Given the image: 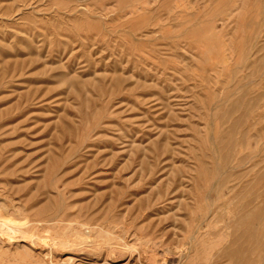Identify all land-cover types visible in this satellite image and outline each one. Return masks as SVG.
<instances>
[{
    "label": "rangeland",
    "instance_id": "374dc122",
    "mask_svg": "<svg viewBox=\"0 0 264 264\" xmlns=\"http://www.w3.org/2000/svg\"><path fill=\"white\" fill-rule=\"evenodd\" d=\"M0 205V264H264V0H0Z\"/></svg>",
    "mask_w": 264,
    "mask_h": 264
},
{
    "label": "bare ground",
    "instance_id": "6f19581e",
    "mask_svg": "<svg viewBox=\"0 0 264 264\" xmlns=\"http://www.w3.org/2000/svg\"><path fill=\"white\" fill-rule=\"evenodd\" d=\"M3 190V189H2ZM4 191V190H3ZM5 192V191H4ZM2 195L4 196V194L2 193ZM7 197H8V195H7ZM11 197V196H10ZM2 198V197H1ZM3 199V198H2ZM10 200H11V198H10ZM2 202V201H1ZM3 203V202H2ZM9 205H12L11 203L9 204ZM4 206V205H3ZM2 206V207H3ZM0 207H1V205H0ZM10 208V207H9ZM13 209V208H12ZM14 210V209H13ZM11 216V215H10ZM14 217V216H13ZM11 221V220H10ZM9 220H6V219H0V246L1 247H4V246H8L9 247V245H11V246H17L19 243H21V242H24L25 243V241L27 240H24L25 239V236H24V234L27 232V231H24L23 230V227L21 226V225H19V223H18V221L17 222H15V223H18V224H13V222H12V224H11V222H10ZM81 227V226H80ZM30 230V229H29ZM76 230V229H75ZM74 232H76V231H74ZM89 232V231H88ZM32 233H33V231H32ZM79 233H81V231L79 232ZM38 233H36V235H37ZM88 234H90V233H88ZM77 235H79V234H76V236ZM28 236V235H27ZM26 236V237H27ZM32 236V235H31ZM35 236V235H34ZM38 236V235H37ZM85 236V235H84ZM33 238V237H32ZM31 238V239H32ZM74 238V237H73ZM68 239L67 241H61V244H62V246L64 245H73V247H74V245L75 244H80V242L83 244V242L84 241H86V242H88V240L87 239H85L84 240V238L82 237V236H80L79 235V237L77 238V237H75V239ZM86 238H87V236H86ZM29 239H30V236H29ZM35 240V239H34ZM37 240H38V238H37ZM84 240V241H83ZM92 240V239H91ZM83 241V242H82ZM90 241V240H89ZM92 242V241H91ZM108 242V241H107ZM105 243H106V241H105ZM60 244V243H59ZM81 244V245H82ZM85 244H87V243H85ZM85 244H83V245H85ZM23 245V244H22ZM107 245V244H106ZM60 246V245H59ZM62 246H60V247H62ZM88 246V245H87ZM22 247V246H21ZM85 247V246H84ZM62 248H64V247H62ZM68 248V247H67ZM66 248V249H67ZM127 248V247H126ZM22 249H24L23 247H22ZM114 249V248H113ZM111 252V251H110ZM109 255H110V253H109ZM152 255V254H151ZM156 255V254H155ZM150 256L151 258H148V259H152V260H150V261H153L152 262V264L153 263H155L156 264V256ZM35 256V255H34ZM148 256V257H149ZM110 257V256H109ZM106 258V257H105ZM111 258H113V257H111ZM157 261H160V260H157ZM26 262V261H25ZM162 263V262H161ZM54 264V263H53ZM71 264V263H70ZM163 264H168V262L167 261H165L164 260V263Z\"/></svg>",
    "mask_w": 264,
    "mask_h": 264
}]
</instances>
